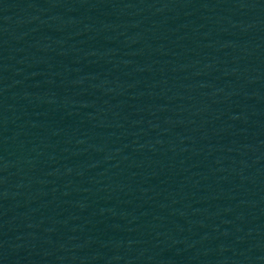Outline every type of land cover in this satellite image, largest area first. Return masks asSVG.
<instances>
[{
    "label": "water",
    "instance_id": "1",
    "mask_svg": "<svg viewBox=\"0 0 264 264\" xmlns=\"http://www.w3.org/2000/svg\"><path fill=\"white\" fill-rule=\"evenodd\" d=\"M0 264H264V0H0Z\"/></svg>",
    "mask_w": 264,
    "mask_h": 264
}]
</instances>
